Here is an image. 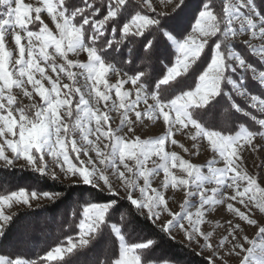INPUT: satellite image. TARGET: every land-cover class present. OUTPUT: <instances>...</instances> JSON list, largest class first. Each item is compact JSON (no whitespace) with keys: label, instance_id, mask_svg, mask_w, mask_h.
I'll return each mask as SVG.
<instances>
[{"label":"snow or ice","instance_id":"6c2138e0","mask_svg":"<svg viewBox=\"0 0 264 264\" xmlns=\"http://www.w3.org/2000/svg\"><path fill=\"white\" fill-rule=\"evenodd\" d=\"M183 7L185 0H0V164L8 170L19 163L53 182L63 178L109 197L81 199L66 210L76 236L38 260L0 253V264H169L152 258L155 241L133 239L139 216L161 222L170 236L178 228L190 243L196 240L210 253L208 264H228L237 250L246 253L241 264H264V187L247 170L244 156L264 150L257 143L264 141V118L233 97L264 114V68L235 48L238 37L248 36L243 43L249 55L264 65V13L255 0H199L188 33L176 23ZM9 37L18 53L14 60L6 48ZM82 54L85 61L73 59ZM237 70L248 79L234 80L229 73ZM65 77L69 82L61 83ZM249 80L259 93L248 89ZM113 112L119 117L115 127ZM235 114L257 127L238 124ZM161 121L163 134H137L138 127ZM205 144L213 158L203 166L169 150L198 156ZM121 189L130 205L126 214L115 199ZM169 189L183 192L177 212L169 207ZM60 196L23 187L0 193V238L15 219L6 209ZM225 200L231 201L226 211L232 219L216 238L215 227L205 232L201 225ZM164 215L169 219L162 221ZM257 226L261 242L245 249V227Z\"/></svg>","mask_w":264,"mask_h":264},{"label":"trees","instance_id":"16d2710c","mask_svg":"<svg viewBox=\"0 0 264 264\" xmlns=\"http://www.w3.org/2000/svg\"><path fill=\"white\" fill-rule=\"evenodd\" d=\"M191 2L190 8H188V12L185 16L181 17L183 21L182 26H177L181 32L187 30L190 32L191 25L194 23V17L196 15L197 6L199 4V0H189ZM77 4L80 3V0H75ZM257 8L264 13V0H255ZM217 10L219 11V5L217 6ZM182 15V14H181ZM179 14L177 15V17ZM177 19V18H176ZM213 41L209 42V49L210 51L212 47ZM246 58H248V54H242ZM209 60V56L206 54L200 62V67L203 69L206 67L207 62ZM256 66V65H255ZM160 69H164V63L160 64ZM257 67V66H256ZM258 68V67H257ZM229 75L232 76L234 80L240 79H248V77L243 76L241 71H236L234 73L230 72ZM249 76V75H248ZM248 89L252 93H259V88L249 80ZM226 91H230V88L226 87ZM234 99L240 104L242 108V104L240 100L233 95ZM224 103V101H222ZM253 112V111H252ZM257 115L256 112H253ZM260 117L259 115H257ZM235 121L239 123L247 124L250 128L257 127L254 123L247 119L246 117L235 114L234 115ZM16 176L18 179L14 183H3L0 182V193H4L10 190H16L20 187L27 188L29 190L35 189L39 191H53L59 192L62 197L61 206L50 205L46 208L42 209H30L26 211H19L18 213L14 214L15 219L8 227L6 236L0 238V253H10L13 256H19L20 258L24 259H37L44 255L51 247H54L58 242L65 241L69 236L75 237L76 236V229L74 226L71 225L66 210L70 209L71 207H76L77 204L83 200H95L97 202H104L109 197L104 195L103 193L97 192V190L91 188H85V186L78 185V186H70L66 187L61 185L59 182L48 179L47 177H41L39 174L32 172L31 170L26 169H8L5 170L0 168V178L6 176ZM27 182V183H26ZM117 201L120 203V211L123 213H127L128 208L130 207L129 202L126 200H122L118 197H115ZM37 210V211H36ZM41 211V213H40ZM134 211V209H133ZM62 213V214H61ZM38 215L36 218V223L31 227V229H23L24 226L18 223L22 221H26L32 219L33 216ZM40 217V218H39ZM34 219V218H33ZM118 219V217L114 218ZM140 220V228L137 232V235L133 237V239L138 240H147L151 239L155 241L153 246V250L151 252V256L154 260L157 261H168L171 260L164 255V253L159 252L160 246H165L169 250H174L177 252H182L186 254L185 256H190V264H204V262L194 256L192 252H190L186 247L177 244L176 242L171 241L167 235L161 231L160 228L155 227L150 220H148L144 216H139ZM24 232L23 241H25V245L22 244H13L10 243V238L17 236L18 232ZM15 234V235H13ZM177 259L181 260L180 256H175ZM83 261V257L81 258ZM175 259V258H174Z\"/></svg>","mask_w":264,"mask_h":264},{"label":"rangeland","instance_id":"374dc122","mask_svg":"<svg viewBox=\"0 0 264 264\" xmlns=\"http://www.w3.org/2000/svg\"><path fill=\"white\" fill-rule=\"evenodd\" d=\"M22 2L26 3V4L27 3H35L36 0H22ZM190 4H191V2L189 0H185V7H183V9L179 12V16L176 17L177 18L176 19L177 26H182L183 25V21H182L181 17H183V16H185L187 14V12L189 11L188 8H190ZM161 10L168 11V9H164L162 7H158L157 8V11H161ZM42 15H43V19H44L45 23H47L49 28L54 31V25L52 24L50 18H48L46 14H42ZM188 33H190V32H188ZM248 38H249L248 36L238 37L237 40L235 41L236 50H238L241 54H246L247 53L248 54V58H247L248 61L250 63L256 65L258 67L257 69L264 68V65H261L256 58H254L251 55H249V53L247 51V48H246L245 44L243 43V41L248 40ZM24 43H26V41ZM253 43L259 45L261 42L260 41H253ZM6 48L8 50H13V60H14L16 58V56L18 55V53L15 52L14 41H12L10 37L8 38V41L6 43ZM73 59H79L81 61H85L86 57L82 54L79 57H73ZM237 71L239 72V70H237ZM49 72H50V70H49ZM248 75L250 77L251 74L249 73ZM115 79H116L115 75H112L110 77V82L114 83ZM68 82L69 81L67 80L66 77L63 78L62 81H61V83H68ZM80 83H81V85H83V80L82 79H81ZM45 84L47 86V82H45ZM16 92H17L18 98H20L24 104L29 103V101L22 96V93L19 90H16ZM233 95L240 100V103L244 107L243 109L245 111H249V112L253 111V112H255V110L250 109L248 107V101L247 100H245V99H243V98H241L239 96H236L235 93H233ZM113 97H114V93H113ZM36 100H39V97H36ZM141 107H143V105H141ZM256 113L260 117L264 118V114H260L258 112H256ZM111 115L113 117L112 124H113V127H115L119 123V117H118V114L115 113V112H113ZM240 115H242V114H240ZM242 116H244V115H242ZM246 118L249 119L248 117H246ZM163 132H164V125H163L162 121L156 123L154 126L152 125L151 122H148V126L147 127L142 128V129L139 128V127L137 128V134L140 135L141 138H154V137H156L158 135L163 134ZM176 139L181 140V137L179 136V134H177ZM183 143L185 144L186 147H190L191 144H192V142L190 140H187L186 138L183 139ZM257 143L261 144V143H264V141L260 140V138H257ZM169 150L176 151L184 159H190L191 162L193 164H196V165H202V166L206 165L207 162L210 159L213 158V153L207 149L206 144H205L204 147H202L200 149V152H199L198 156L197 155L188 156L187 154L183 153L182 149H180L179 147H171ZM192 151H195V150L193 149ZM92 155H93V158H94V154H92ZM244 156H245V159L247 161V170L249 171V173L251 175H253L254 177H257L258 180H259V185L261 187H264V150H261L258 153L246 152L244 154ZM82 158L83 159H87L86 157H82ZM73 159H74V156H73ZM217 166H221L222 167V164L217 165ZM0 168H3L2 164H0ZM12 169H15V170L16 169L31 170V169H27V168H22L19 163L15 166V168H12ZM58 171L59 170L57 169V172ZM13 175L14 174H12L11 176H6V177L0 178V182H3V183H14V182H16L17 181L16 179H18V178L16 176H13ZM161 181H162V173H161L160 176L153 178V181H152L153 186L154 187H158L160 185ZM57 182H59L61 185L66 186V187L78 186V185L70 182L69 180H65L63 178H61ZM114 186L119 188V184L116 183L115 181H114ZM213 186L214 185H208L209 188H211ZM227 191H228V194L230 195L231 194V190H227ZM103 194L108 196V194L106 192H104ZM137 195H138V193H137ZM116 197L127 201V199L125 197V192L122 189L120 190L119 195L116 196ZM167 198L169 200L170 209L173 212L179 211L180 210L179 209V205L181 203H183V200H184L183 192L180 191V190L173 191V190L169 189V191L167 192ZM61 202H62V197L61 196L56 202H52V201H49V200H46V199H42V200H39V201H33L31 208H28L26 206H13L11 209H6V212L8 214H16L19 211H26V210L28 211L30 209L31 210L32 209L39 210V209H42V208H46V207H48L50 205H53V208H54L55 206H58V205L61 206ZM229 202H231V201L225 200L223 204L217 205L214 210L210 211L206 215V218H205L206 219V223L201 225L203 231L207 232V231L212 230L213 227H215V237L216 238H219L221 236V234L224 233V230L228 227L227 221L229 219H232L231 214L226 211V204L229 203ZM232 203H234V205L236 207H241V210H244L242 208V206H240L238 204H235V202H232ZM193 211H194V209H193ZM40 213H41V211H40ZM250 214H252V213H250ZM37 216L38 215L36 214V216H33L32 219H29V220H26V221H22L21 223H18V224L19 225L21 224L22 226H24V228H23L24 230H25V228L30 230L31 227L36 223V218L35 217H37ZM254 218L260 220L261 219L260 214L258 212H256L254 214ZM167 219H169V217H167L166 215L162 216V221L163 220H167ZM150 222L155 227L161 229V227H160L161 222L153 223L151 220H150ZM261 222L264 223V220H262ZM16 233H17V236H15V237L13 236V237L10 238V241H11L10 243L19 244V245L20 244L25 245V241H23V239H26V238H24L23 230H22V232L21 231L20 232L17 231ZM13 235H15V234H13ZM166 235L171 241L176 242L177 244H180V245L186 247L190 252H192L194 254V256H197L198 258H200L204 262V264H208V259H209L210 253L207 250H203L202 251L201 247H200V244L196 240H193L190 243L184 237L183 232H181L178 228L173 230L171 236L168 235V234H166ZM243 235H246L247 238H248V242L247 243L241 241V243H243V246H244L245 249H247L248 247L251 246V242L252 241H255L256 243H260L261 242V237L259 236L258 226L257 227H245ZM213 244L214 245L216 244V239H213ZM159 252L164 253V255H166V257L171 260L169 262V264H190V262H188V261H190V259L188 260V258L190 256L189 257L185 256L186 254H184L182 252L169 250L165 246H163V247L160 246ZM245 255H246L245 252L237 250V254H234L233 256H231L229 258L228 264H241V261L243 260V257ZM175 256H180L181 260L177 259ZM217 264H219V261H217Z\"/></svg>","mask_w":264,"mask_h":264}]
</instances>
